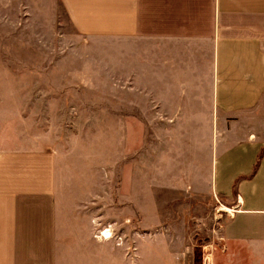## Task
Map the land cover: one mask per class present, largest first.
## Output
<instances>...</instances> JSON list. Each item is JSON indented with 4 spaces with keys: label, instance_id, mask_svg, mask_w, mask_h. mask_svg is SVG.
I'll return each instance as SVG.
<instances>
[{
    "label": "crops",
    "instance_id": "crops-1",
    "mask_svg": "<svg viewBox=\"0 0 264 264\" xmlns=\"http://www.w3.org/2000/svg\"><path fill=\"white\" fill-rule=\"evenodd\" d=\"M59 9L75 42L104 45L111 96L153 107L137 119L153 160L130 162L124 98L105 100L100 163L19 125L0 147V264H184L158 209L170 189L223 207L211 264H264V0H0V21L51 27Z\"/></svg>",
    "mask_w": 264,
    "mask_h": 264
},
{
    "label": "rangeland",
    "instance_id": "rangeland-1",
    "mask_svg": "<svg viewBox=\"0 0 264 264\" xmlns=\"http://www.w3.org/2000/svg\"><path fill=\"white\" fill-rule=\"evenodd\" d=\"M6 24L0 21V147L9 143L20 125L50 130L54 138H59L66 155L72 154L76 162L77 146L86 152L97 151L100 163L107 126L105 100L113 98L120 104L124 98L129 101L124 114L130 120L124 125L130 162H142L145 158V163H152L155 124L140 123L137 119L152 115L153 107L140 109L138 92L114 91V97L111 96L112 91L106 88L112 79L106 74L104 45L87 38L75 42L62 9L57 12L56 25L51 27H37L33 31ZM114 78V82L121 83L120 75ZM149 97L152 96H147L151 101ZM122 110L115 105V114L120 115ZM116 126L121 127L120 121ZM162 129L164 132L166 128ZM131 177L137 178L138 172L131 170ZM152 177L147 170V182ZM157 200L160 213L185 249L184 264H202L203 254L214 249L219 241L223 207L205 195H190L182 190H163ZM104 236L110 238L111 234L106 231Z\"/></svg>",
    "mask_w": 264,
    "mask_h": 264
},
{
    "label": "built area",
    "instance_id": "built-area-1",
    "mask_svg": "<svg viewBox=\"0 0 264 264\" xmlns=\"http://www.w3.org/2000/svg\"><path fill=\"white\" fill-rule=\"evenodd\" d=\"M203 264H211L208 258L203 257Z\"/></svg>",
    "mask_w": 264,
    "mask_h": 264
}]
</instances>
